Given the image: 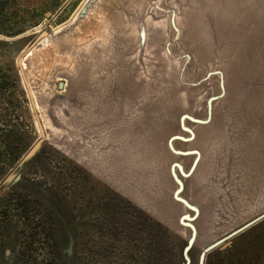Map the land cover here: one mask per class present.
<instances>
[{"label": "rangeland", "instance_id": "rangeland-1", "mask_svg": "<svg viewBox=\"0 0 264 264\" xmlns=\"http://www.w3.org/2000/svg\"><path fill=\"white\" fill-rule=\"evenodd\" d=\"M82 1L16 0L8 29L25 30L0 35V135L24 125L39 142L0 171V202L26 181L63 211L34 197L0 237V264L51 263L26 226L54 218L67 231L57 264H186L185 215L197 231L190 264L226 260L221 245L264 214V0H91L31 49ZM257 235L252 260L264 264Z\"/></svg>", "mask_w": 264, "mask_h": 264}, {"label": "trees", "instance_id": "trees-1", "mask_svg": "<svg viewBox=\"0 0 264 264\" xmlns=\"http://www.w3.org/2000/svg\"><path fill=\"white\" fill-rule=\"evenodd\" d=\"M16 0H0V35L2 36H12L17 35L21 32H23L25 29H21L19 27H11L8 29L7 25L8 23H11L12 20H16V16L18 15V10L14 9L13 7L16 6L15 3ZM0 45L7 46L8 42L6 41H0ZM0 74H8L5 71L0 70ZM5 78H0V84H3ZM5 90H7V87L5 85L0 86V99H1V93H5ZM23 101L25 102V92L21 91ZM24 113V111L22 110ZM26 113H29V110L26 108ZM28 129L24 127V125H19L18 130L13 128V126L5 125L3 131L5 134L0 139V171L1 174H6L8 170L13 169L23 158V156L29 151V149L32 147V139L28 136ZM30 161L26 164L30 165L32 163ZM5 169V172H4ZM20 183V184H19ZM16 186L17 189L15 190L16 194L12 195L13 198H9L7 201L3 200V202H0V215L2 220V235L8 234L10 231L13 232L12 222L15 220L18 214L22 215L23 220L26 222V217H28L31 213L30 208L33 204H40L37 203V201H32V199L40 198L42 199V203L49 204L48 209H52L53 213L56 216H60L62 214V210L60 207V203L53 202L52 204L48 197L51 195L52 190L51 189H43L41 186H37L34 183L26 182L22 184V182H19ZM30 183V184H29ZM44 201V202H43ZM46 209V207H45ZM2 211V212H1ZM29 226L27 227L28 233L27 236L30 237V240L32 244H34V240H37V237H41L44 235V244L47 245V248L52 250L53 259L51 263L48 264H57V256L65 247V244L67 243V231L64 227L63 222L60 220V218H54L48 222H45L46 224L42 226L39 222L34 223H28ZM33 226V227H32ZM43 228L40 232V228ZM31 230V231H30ZM264 230V222L258 224L257 226L253 227L251 230H249L246 234L243 235V237H240V239L236 240L231 247H229L225 254H228L226 257V260H222L218 263H213V256L216 254H222V252H213L208 259L207 264H253V254H255V250L257 249V242L258 239V232ZM34 233V234H33ZM1 235V238L2 237ZM32 235V236H31ZM221 250V249H220ZM222 251V250H221ZM251 251V252H250ZM184 256V250L182 253V258ZM154 256L150 257V261L152 262L154 260ZM158 258V257H156ZM177 264V263H176Z\"/></svg>", "mask_w": 264, "mask_h": 264}, {"label": "water", "instance_id": "water-1", "mask_svg": "<svg viewBox=\"0 0 264 264\" xmlns=\"http://www.w3.org/2000/svg\"><path fill=\"white\" fill-rule=\"evenodd\" d=\"M90 1H91V0H83V1L80 3V5L75 9V11L70 15V17H69L66 21H64L63 23L58 24V25H57V24H50V25H49V31H44V32L40 33V34L38 35L37 39L35 40V43L31 46V49L34 48L36 45H39V43L41 42V41H40L41 39H43V38H45V37H49L51 33H52V34H55L56 32H60L61 30L67 28L70 24H72L73 21L77 18V16H82V15H84V14L87 12V9H88V7H89V5H90ZM11 39H13V38H11ZM21 76H22L23 82H24V84H25V86H26V89H27L28 95H29V97L32 99V97H31V90L29 89V86H27V84H26V83H27L26 75H25V73H24L22 70H21ZM59 87H60V89H63L64 84L61 83ZM32 106H33V110L36 111V108H35L34 104H32ZM37 122H38V125H39V128H40L41 134L44 135V132H43V126H42V124H41V121H40L38 115H37ZM177 138H178V137H177ZM38 145H39V142L36 143V144L30 149V151L24 156V158H23L21 164H23V163L27 162L28 160H30L31 158H33V156L36 154V151H37ZM187 154H188V153H187ZM11 177H13V176H11ZM11 177L8 179V181H10V180L12 179ZM177 181H178V180H177ZM178 183H179L180 188L182 189V184H181V182L178 181ZM186 205H187L189 208L192 209L191 206H189L188 204H186ZM262 219H264V214L261 215L260 217H258L257 219H255L254 221L248 223L247 225H245L243 228L239 229L238 231L233 232V234L230 235L229 238H227V240H228L227 242L223 243L225 240H224V241H221V242H218L217 244L213 245V246H212L210 249H208V250L213 249L214 247L220 245L221 243H223V244L221 245V247H220L221 250L226 249L227 247H230V246L232 245V241H231V240L229 241L230 238L233 239L234 237L238 236L239 234H241L242 232H244V231L247 230L248 228H250V227H252L253 225H255V224H257L258 222H260ZM192 220H193V219H191L188 215L183 216V218L181 219V222H182L185 226L191 228V229H192V232H193L192 237H191V239L189 240V243H188L187 247H186L185 250H184V255H185V257H186V264H190V260H189V258H188V253L190 252V250L192 249V247H193V245H194V243H195V240H196V237H197V231H196V228H195L192 224H190V223H184V221H189V222H190V221H192ZM72 245H73V241H70V248L72 247Z\"/></svg>", "mask_w": 264, "mask_h": 264}, {"label": "flooded vegetation", "instance_id": "flooded-vegetation-1", "mask_svg": "<svg viewBox=\"0 0 264 264\" xmlns=\"http://www.w3.org/2000/svg\"><path fill=\"white\" fill-rule=\"evenodd\" d=\"M1 235H2V233H0V237H1ZM3 235H4V234H3ZM3 235H2V236H3ZM8 235L10 236V234H8ZM66 235H67V233H66ZM4 236H7V234H5Z\"/></svg>", "mask_w": 264, "mask_h": 264}, {"label": "crops", "instance_id": "crops-1", "mask_svg": "<svg viewBox=\"0 0 264 264\" xmlns=\"http://www.w3.org/2000/svg\"><path fill=\"white\" fill-rule=\"evenodd\" d=\"M99 160H102V158H101V157H99Z\"/></svg>", "mask_w": 264, "mask_h": 264}]
</instances>
